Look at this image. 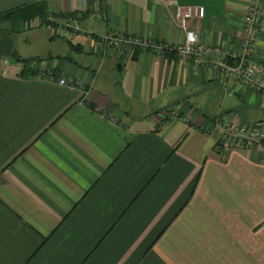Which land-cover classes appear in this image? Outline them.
Here are the masks:
<instances>
[{"label":"crops","instance_id":"0c3cea01","mask_svg":"<svg viewBox=\"0 0 264 264\" xmlns=\"http://www.w3.org/2000/svg\"><path fill=\"white\" fill-rule=\"evenodd\" d=\"M175 1L204 8L202 45L236 51L257 6L264 63V0ZM168 2L0 0V16L41 12L0 20V264H264V156L219 147L225 122L264 126V93L212 55L97 46L113 31L182 43Z\"/></svg>","mask_w":264,"mask_h":264},{"label":"built area","instance_id":"2783aa9c","mask_svg":"<svg viewBox=\"0 0 264 264\" xmlns=\"http://www.w3.org/2000/svg\"><path fill=\"white\" fill-rule=\"evenodd\" d=\"M170 5L175 7V17L183 31L182 43L170 46L157 44L147 39L126 36L113 31L108 35L100 36L97 46L101 52L117 53L126 50L132 53L134 49L150 50L155 55L161 56L166 52L174 53L183 60L190 61L195 67L207 56H214L211 61L212 67L218 69L228 79L249 87L255 92L264 93V63L257 64L254 61V50L259 35L262 12L255 6L250 5L246 10L243 21V38L239 50L223 49L222 47H207L200 43L198 33L193 29L192 23L201 20L205 11L203 7H180L175 0H169ZM65 29L79 32V26L67 21ZM52 73L45 76L52 77ZM43 76V77H45ZM41 77V76H37ZM60 85L65 84L64 79L59 80ZM177 117L173 110L160 113L161 120H172ZM222 138L219 147L225 154L234 148H256L264 156V126L260 124H234L225 122L222 125Z\"/></svg>","mask_w":264,"mask_h":264},{"label":"trees","instance_id":"16d2710c","mask_svg":"<svg viewBox=\"0 0 264 264\" xmlns=\"http://www.w3.org/2000/svg\"><path fill=\"white\" fill-rule=\"evenodd\" d=\"M40 10L36 7V5L26 6L22 8H17L8 13H5L0 16V20H14V21H22L24 23H29L32 19L39 17ZM14 56V54H13ZM12 59L16 62H23V64H27L29 60H20L12 57ZM31 61V60H30ZM37 61V60H32ZM22 74V72H21ZM33 74V73H31Z\"/></svg>","mask_w":264,"mask_h":264},{"label":"rangeland","instance_id":"374dc122","mask_svg":"<svg viewBox=\"0 0 264 264\" xmlns=\"http://www.w3.org/2000/svg\"><path fill=\"white\" fill-rule=\"evenodd\" d=\"M67 31H69V30H67ZM70 32V31H69ZM28 48V50L30 51V48L29 47H27ZM223 49H227V48H223ZM32 50H34V48L32 47ZM16 66L18 67V68H23V64H22V62H19L18 64H16ZM15 66V67H16ZM48 73H52L53 74V72L52 71H49ZM167 111H169V110H167ZM166 112V111H165ZM161 113V112H160ZM159 117H160V114H159Z\"/></svg>","mask_w":264,"mask_h":264},{"label":"water","instance_id":"95a60500","mask_svg":"<svg viewBox=\"0 0 264 264\" xmlns=\"http://www.w3.org/2000/svg\"><path fill=\"white\" fill-rule=\"evenodd\" d=\"M10 63H11L12 65H14V64H16L17 62L14 61V60H10Z\"/></svg>","mask_w":264,"mask_h":264}]
</instances>
